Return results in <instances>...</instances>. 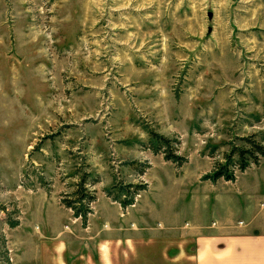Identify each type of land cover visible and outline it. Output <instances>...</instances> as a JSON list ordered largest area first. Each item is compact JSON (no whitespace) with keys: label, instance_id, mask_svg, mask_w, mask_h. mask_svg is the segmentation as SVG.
<instances>
[{"label":"rangeland","instance_id":"rangeland-1","mask_svg":"<svg viewBox=\"0 0 264 264\" xmlns=\"http://www.w3.org/2000/svg\"><path fill=\"white\" fill-rule=\"evenodd\" d=\"M144 123L177 139L187 161L147 149ZM250 134L264 136V0H0V250L4 239L11 264L36 253L9 221H79L59 204L78 167L98 178L91 223H128L103 191L115 175L147 184L131 219L174 208L188 227L209 204L192 195L214 186L201 177ZM126 161L149 168L137 175ZM32 171L48 196L24 178ZM44 196L66 214H40Z\"/></svg>","mask_w":264,"mask_h":264},{"label":"crops","instance_id":"crops-1","mask_svg":"<svg viewBox=\"0 0 264 264\" xmlns=\"http://www.w3.org/2000/svg\"><path fill=\"white\" fill-rule=\"evenodd\" d=\"M211 184L207 191L195 193L198 199L192 195V204L205 198L203 203L210 205L202 208L199 202L188 227L174 208L163 218L152 211V223L136 222L129 214L135 201L125 208L128 215H121L128 221L125 226L91 223L92 212L85 226L79 219L70 224L60 218L46 221L43 229L39 222H18L12 236L31 243L33 264H264V157L237 173L233 182L219 179ZM56 204L46 198L41 206L37 201L36 208L42 215L66 214L60 202ZM157 223L162 226L157 228Z\"/></svg>","mask_w":264,"mask_h":264},{"label":"trees","instance_id":"trees-1","mask_svg":"<svg viewBox=\"0 0 264 264\" xmlns=\"http://www.w3.org/2000/svg\"><path fill=\"white\" fill-rule=\"evenodd\" d=\"M141 127L148 134V141L145 147L153 154H161L165 161L172 162L177 168L187 161L186 157L178 153L179 141L177 139H172L156 132L148 124L144 123ZM238 140L241 142L239 145L229 142L228 150L222 153L223 161L215 160L210 171L201 177L202 180H208L211 183H215L219 179L233 182L237 173L243 172L251 165H258L259 160L264 157V136L256 139V134H250L238 137ZM206 148L207 154L214 156L217 146L207 144ZM123 164L132 166L136 170L137 175H142L149 168V164L146 162L126 161ZM81 166L86 167L87 165L82 161ZM75 175L77 180L74 183L73 190L71 192H62L59 195V202L64 208L71 211L72 217L79 219L81 225L85 226L88 216L93 212L91 204L96 200L94 189L91 187L98 181V178H91L90 172L85 169L81 170L80 167H78ZM24 178L35 180L47 194L50 192L49 182L40 173H33L32 171L29 174L26 172ZM21 184L24 188L35 189L33 184ZM146 189V183H124L113 175L111 186L103 189V191L106 197L118 203L121 209L124 210L126 207L133 205L136 196ZM17 225L18 221L16 220L8 223L11 228ZM0 257L3 264H11L8 249L4 245V239L1 241Z\"/></svg>","mask_w":264,"mask_h":264}]
</instances>
